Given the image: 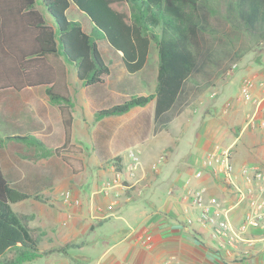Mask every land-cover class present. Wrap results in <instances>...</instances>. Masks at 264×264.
Masks as SVG:
<instances>
[{
    "label": "crops",
    "instance_id": "obj_1",
    "mask_svg": "<svg viewBox=\"0 0 264 264\" xmlns=\"http://www.w3.org/2000/svg\"><path fill=\"white\" fill-rule=\"evenodd\" d=\"M105 47L110 72L102 83L86 87L80 82L79 87L74 67L59 56L49 61L54 77L50 83L0 86V170L11 185L28 193L10 204L28 216L41 252L18 264H222L205 234L185 223L195 212L185 211L184 181L215 145L233 144L231 158L237 169L243 164L264 167V128L243 127L254 105L238 97L244 75L261 82L252 94L264 95V52L242 69L234 95L229 80H221L206 60H198L159 123L153 99L94 119L95 110L116 103L114 96L128 98L132 89V95H146L151 93L148 86L156 83V56L149 63L148 53L143 67L129 73L121 52ZM63 65L65 78H56ZM50 85L70 102V138L64 149L63 116L59 104L49 98ZM258 115L264 118V108ZM129 150L139 158L135 175L116 181L130 161ZM159 155L164 160L153 168ZM193 183L209 185L216 196L224 194L206 175ZM65 190L75 204L63 201ZM84 246L102 248L90 258L76 251ZM14 257L7 253L0 264H10Z\"/></svg>",
    "mask_w": 264,
    "mask_h": 264
},
{
    "label": "trees",
    "instance_id": "obj_2",
    "mask_svg": "<svg viewBox=\"0 0 264 264\" xmlns=\"http://www.w3.org/2000/svg\"><path fill=\"white\" fill-rule=\"evenodd\" d=\"M200 0H0V86L20 88L27 84H48L53 77L50 59L61 57L73 65L83 86L102 83L110 68L100 56L99 31L108 44L120 51L121 61L129 73L138 72L145 64L151 42L157 51L156 83L152 93L132 95L101 107L94 119L126 112L154 100V118L163 123L165 113L174 105L185 80L198 65L201 16ZM70 3L90 20L86 31L77 20L69 19ZM240 15L248 24L264 13V0H238ZM40 7V8H39ZM261 18V16H260ZM65 78L64 65L60 75ZM51 102L59 104L68 144L71 114L69 99L47 88ZM12 138L22 139L20 136ZM8 138V136H7ZM1 142V138H0ZM80 152L79 148H73ZM56 151L58 149H55ZM14 187L0 170V257L13 254L10 264H18L40 255L37 238L28 224V216L13 212L10 202L28 197Z\"/></svg>",
    "mask_w": 264,
    "mask_h": 264
},
{
    "label": "built area",
    "instance_id": "obj_3",
    "mask_svg": "<svg viewBox=\"0 0 264 264\" xmlns=\"http://www.w3.org/2000/svg\"><path fill=\"white\" fill-rule=\"evenodd\" d=\"M237 67L236 62L232 63L226 74L230 75ZM257 84L261 82L251 75H244L240 80L239 99L254 105L247 113L244 128H264V118L258 115L264 108V95L255 97L252 94ZM209 95L214 96L213 93ZM232 147L233 144L215 145L205 153L192 176L185 179L184 208L195 212L194 216L185 218V223L205 234L222 264H264V167L243 164L237 169L231 158ZM127 155L130 161L123 172L117 173L116 181L124 175L129 178L135 175L138 155L133 150ZM163 160L164 156L159 155L152 167L156 168ZM205 175L224 192L222 196L211 193L205 183H193ZM61 197L66 204L77 202L69 190L62 191Z\"/></svg>",
    "mask_w": 264,
    "mask_h": 264
},
{
    "label": "rangeland",
    "instance_id": "obj_4",
    "mask_svg": "<svg viewBox=\"0 0 264 264\" xmlns=\"http://www.w3.org/2000/svg\"><path fill=\"white\" fill-rule=\"evenodd\" d=\"M198 3L197 14L201 16L202 21L199 33L198 60H206L207 65H211L217 70L221 80H229L232 83L231 91L234 95L243 75L242 69L258 58L260 59L262 52H264V13L256 15L253 18V25H250L240 15L241 9L245 7H241L238 0H200ZM66 14L69 19L79 21L86 31H90L92 24H90L89 17L80 11L74 3H70ZM93 36H98L96 42L100 56L108 64L103 52H105V46L110 47V45L104 37H101L98 30H93ZM155 56L157 57L156 46L155 43L151 42L149 63H153ZM234 62L238 64V67L230 75H227L226 71ZM79 83L78 80L76 84L81 87ZM148 89L152 93L154 88L150 85ZM132 90L127 96H132L133 93L131 92L136 89ZM118 96L113 97L116 100L114 102L126 98L123 97L118 100ZM110 100H113L112 97ZM91 172L92 169L88 172V176L92 175ZM9 207L15 212L10 203ZM101 248V246L96 248L84 246L77 248L76 251L87 252L89 257L93 258L100 254Z\"/></svg>",
    "mask_w": 264,
    "mask_h": 264
}]
</instances>
